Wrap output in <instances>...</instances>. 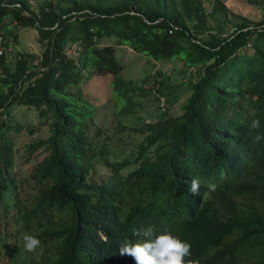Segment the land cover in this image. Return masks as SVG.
I'll use <instances>...</instances> for the list:
<instances>
[{
    "label": "trees",
    "instance_id": "16d2710c",
    "mask_svg": "<svg viewBox=\"0 0 264 264\" xmlns=\"http://www.w3.org/2000/svg\"><path fill=\"white\" fill-rule=\"evenodd\" d=\"M245 1L261 18L239 17L221 34L206 26L205 0H0V33L15 40L14 29L33 28L41 47L12 64L0 55V264L19 230L22 264H134L119 247L147 227L189 242L201 264H264V139L255 140L264 137V0ZM108 37L113 44L100 43ZM119 45L199 70L179 112L168 105L154 120L118 123L139 136L124 149L101 136L78 86L109 74L115 114L132 113L130 95L148 76H120ZM15 105L48 131L24 143L21 156L36 160L21 179L12 172ZM25 234L40 240L34 252Z\"/></svg>",
    "mask_w": 264,
    "mask_h": 264
},
{
    "label": "rangeland",
    "instance_id": "374dc122",
    "mask_svg": "<svg viewBox=\"0 0 264 264\" xmlns=\"http://www.w3.org/2000/svg\"><path fill=\"white\" fill-rule=\"evenodd\" d=\"M37 0H31L32 6ZM206 1V26L221 34H228L233 29L235 22L239 17L245 18L251 22L261 18L262 13L258 6L249 4L245 0H221L224 11L219 8L216 0ZM15 40L8 37L11 41V47L7 51L9 64L13 63L17 52H26L36 55L40 52L41 47L36 39V32L33 28H16ZM101 44H113L114 39L111 37L100 40ZM115 56L122 64L120 76L123 79H130L140 83V79L148 76L145 80V88L142 93L130 95L134 106L132 113L127 116L115 114L117 104L112 97L109 87L110 75H91L88 78L81 79L78 86L80 90L90 97L95 107L96 125L100 127L103 138L110 135L115 136L112 141L117 148L127 147L122 142H133L139 139L136 133L129 132L118 128L120 125H133L139 121H149L156 119L165 106L169 105V112H179L180 104L187 97L188 83L192 81L199 73L196 68H186L179 58L172 60H151L143 54L136 53L124 45L115 46ZM159 73V74H157ZM158 79L159 84L156 82ZM160 88V89H157ZM12 120L22 126V130L16 135L14 152V162L12 172L17 179L27 175L29 168L33 165L36 158L25 161L21 156L25 142L45 137L47 128L38 124L35 111L25 106H12L10 108ZM52 118L50 117V120ZM118 123L120 124L118 126ZM38 126L37 131L28 133L27 128ZM126 143V142H125ZM126 150V149H125ZM39 154H36L37 157ZM41 154L38 156L40 157ZM37 157V158H38ZM24 192V193H23ZM21 192L22 199L28 198L25 191ZM21 231L19 230L16 237H9L13 240L15 249L12 250L10 260H5L4 264H22L25 259L23 250L20 249L19 242ZM23 240V238H22ZM11 246V245H10Z\"/></svg>",
    "mask_w": 264,
    "mask_h": 264
},
{
    "label": "clouds",
    "instance_id": "9594fccd",
    "mask_svg": "<svg viewBox=\"0 0 264 264\" xmlns=\"http://www.w3.org/2000/svg\"><path fill=\"white\" fill-rule=\"evenodd\" d=\"M260 126L259 119L252 120L249 125L253 130ZM261 139L264 137H255L256 141ZM200 187V181L194 178L190 181L189 192L198 195ZM134 235L139 239L125 241L119 247V255L131 258L134 264H201L198 259L190 258L191 244L170 232L156 234L152 227H147ZM23 240L27 252H34L40 246V240L34 235L25 234Z\"/></svg>",
    "mask_w": 264,
    "mask_h": 264
},
{
    "label": "built area",
    "instance_id": "2783aa9c",
    "mask_svg": "<svg viewBox=\"0 0 264 264\" xmlns=\"http://www.w3.org/2000/svg\"><path fill=\"white\" fill-rule=\"evenodd\" d=\"M10 47L11 41L8 39V37H5L0 33V55H4L6 57V60H8L7 55L9 53H7V51L10 49ZM15 58H18L17 53Z\"/></svg>",
    "mask_w": 264,
    "mask_h": 264
}]
</instances>
